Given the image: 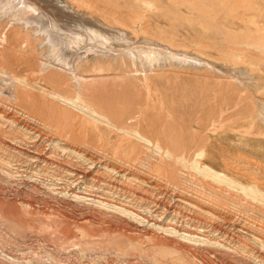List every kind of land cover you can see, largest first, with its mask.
I'll list each match as a JSON object with an SVG mask.
<instances>
[{"label":"rangeland","instance_id":"1","mask_svg":"<svg viewBox=\"0 0 264 264\" xmlns=\"http://www.w3.org/2000/svg\"><path fill=\"white\" fill-rule=\"evenodd\" d=\"M82 2L85 6L76 0H0V68L34 81L39 64L32 50H47L35 26L43 12L49 20L59 19L63 33L80 34L82 52L102 45L106 53L108 45L109 56L93 55L81 70L83 75L99 66L85 91L73 67L64 68L53 57L51 71L60 84L74 83L76 95L82 91L90 105L107 110L115 122L134 118V128L170 151L173 160L153 167L161 170L164 184L156 172L138 178L147 170L146 157L156 155L151 144L123 138L109 127L103 132L82 115L71 127H40L19 119L10 107L33 109L7 103L18 99L9 84L0 82V251L35 264H264V203L232 192L222 178L206 181L183 163L196 161L264 194V0ZM9 20L15 21L11 29ZM43 178L59 187L89 186L105 202L136 210L143 205L180 228L199 227L216 241L204 246L177 235H147L122 215L55 195L41 185ZM28 224L34 226L28 229ZM217 241L222 243L215 247Z\"/></svg>","mask_w":264,"mask_h":264},{"label":"bare ground","instance_id":"2","mask_svg":"<svg viewBox=\"0 0 264 264\" xmlns=\"http://www.w3.org/2000/svg\"><path fill=\"white\" fill-rule=\"evenodd\" d=\"M26 1V0H25ZM57 1V0H56ZM86 1V0H84ZM10 2V1H9ZM31 2V1H29ZM50 2V1H49ZM55 2V1H54ZM59 2V1H58ZM77 2V6H81L84 4V2H82V0H76ZM147 2V1H145ZM144 2V3H145ZM45 3V2H44ZM61 3L64 4V2L61 1ZM83 3V4H82ZM19 4V3H18ZM26 4V3H25ZM88 4V3H87ZM86 4V5H87ZM148 4V3H147ZM4 5V3H3ZM9 5V3L6 1L5 2V6L7 7ZM31 5L33 6L32 2ZM37 5V4H36ZM53 5V3H52ZM91 5V4H89ZM146 5V4H145ZM152 5V4H151ZM20 6V5H19ZM17 6V7H19ZM30 6V3L29 5ZM85 6V5H83ZM148 6H150V3L148 4ZM35 7V6H34ZM144 7V6H143ZM153 7V6H152ZM8 8V7H7ZM11 8V7H10ZM21 8V7H20ZM75 8V7H74ZM19 10V9H18ZM21 10V9H20ZM27 10V9H26ZM32 10V9H31ZM9 11H14V10H9ZM7 11V14L8 12ZM44 11V10H43ZM41 11V12H43ZM77 11V10H76ZM3 12V11H2ZM5 12V11H4ZM16 12V11H15ZM19 12V11H18ZM32 12V11H31ZM1 13V12H0ZM10 13V12H9ZM14 13V12H13ZM22 13V12H21ZM20 13V15H21ZM38 13V12H37ZM36 13V14H37ZM40 13V12H39ZM105 13V12H104ZM30 14V13H29ZM112 14V13H111ZM5 15V14H4ZM1 14V16H4ZM12 15V14H11ZM16 15V14H15ZM18 15V14H17ZM19 15V16H20ZM25 15V14H24ZM75 16H80L81 12L74 13ZM55 16V15H54ZM8 17V15H7ZM90 17V16H89ZM132 17V16H131ZM4 18V17H3ZM9 18V17H8ZM14 18V17H13ZM24 18V17H23ZM50 18V17H49ZM47 17V15L43 12V15H41L38 19L35 26H37V24H39L38 31L36 33H38L39 35L42 34L45 36V47L47 48V50L43 49L42 50H38L37 48H35V50H32L33 53H35L36 56V61H37V74L35 76V79H33L34 81L29 80L28 78H21L18 77L17 73H14L16 71H11V70H7L6 68H0V82H5V86L6 84H9V86L13 89L14 92L11 93V96L18 99V101H13L12 99H9V102L7 103H14L16 102L19 107H22L26 104V106L28 105V107H30L31 110L30 112L22 110L21 108L19 109L18 107H10L9 108V112H11L14 116H18L19 119L20 117L23 118H27L31 123H34L35 125H39L41 126H47V127H54L52 124H62L63 127L64 126H74L75 124H77V118L78 116L82 115L83 117H87L88 119L94 121L95 126H97L99 129H101L102 131L106 128L104 127H109L112 131V133H117L119 136L121 137H135L136 139H138L139 141H142L144 143H146V145L151 144L152 146L151 149L152 151H154V153L156 155H149L146 157V161L144 162V164L147 166V170H141V177L135 173H133V175H137L138 178H145V176H153L156 175L154 174V172L157 173V179L160 182H163V178L162 176H164L163 174H161V170L157 171L156 169H154L153 167L157 164L162 165V163H166L167 160L172 159V154L170 151L165 150L162 146H160L157 143H154L152 140L148 139L147 137H144V135H141L135 128L134 125L132 123V118H127L128 120H126L125 122H115L116 120L112 117V115L109 112L106 111H99L98 109L94 108L95 106L90 105L89 103L90 98H87L84 94L82 93V91L84 90V88H90L91 85V79L93 80V78L95 79L96 77V70L99 66L95 65L92 69L88 70V72L86 71L85 74L82 75L81 70L85 67V65L88 63V59L90 57L95 55L94 57H98L97 59H99V56H102V59H105L106 57L104 56V54H106V56H109L108 54L112 53L110 51V47L107 45V48L109 49V51H107L106 49V53L105 51H103V47L102 45H99V49H95L92 50L93 53H89L88 51L86 52H82L80 46V42H81V37L80 34L77 32H72L69 33V35H72V41L70 40L69 35H67L66 33H63L64 30L60 29L59 27H61V19H60V25H58L57 27V19H50ZM56 18V17H55ZM60 18V17H59ZM63 18V17H62ZM112 18V17H111ZM1 19V18H0ZM12 19V18H11ZM15 19V18H14ZM17 20V19H15ZM21 20V19H20ZM52 20V21H51ZM57 20V21H56ZM25 21V20H23ZM28 21V20H27ZM25 21V22H27ZM117 21V20H116ZM10 25H8L9 27L12 24H15V21H11L9 20ZM8 22V23H9ZM19 22V21H18ZM22 22V21H21ZM20 22V23H21ZM92 22V21H91ZM125 22V21H124ZM29 23V22H27ZM19 24V23H18ZM22 24V23H21ZM25 24V23H24ZM35 24V23H34ZM77 24V23H76ZM91 24V23H90ZM30 25V24H29ZM33 25V24H31ZM75 25V24H74ZM34 26V25H33ZM14 27V26H12ZM29 27V26H28ZM63 27V26H62ZM19 28V27H18ZM17 28V29H18ZM32 28V27H31ZM36 28V29H37ZM11 29V27L9 28ZM13 29V28H12ZM32 29H35L34 27ZM7 30V29H6ZM28 30V29H27ZM29 31V30H28ZM27 31V32H28ZM22 32V31H21ZM17 33V32H16ZM19 33V32H18ZM24 35L25 33L22 32ZM28 34V33H27ZM30 34V33H29ZM34 34V33H33ZM32 34V35H33ZM38 34H35V39L36 36H38ZM66 34V35H65ZM22 35V34H21ZM31 35V36H32ZM65 38L66 36L67 39H69L71 42H66L67 39ZM1 36V35H0ZM30 36V37H31ZM34 38V37H33ZM32 38V39H33ZM40 38H44V37H40ZM39 39V38H38ZM37 39V40H38ZM44 39V40H45ZM40 40V39H39ZM30 41V40H29ZM33 41V40H32ZM31 42V41H30ZM33 43V42H32ZM39 43V42H38ZM43 43V42H42ZM70 43L72 44V46L70 45ZM40 45V44H39ZM42 45V44H41ZM80 45V46H79ZM106 46V44H104ZM43 46V45H42ZM84 46V45H83ZM27 47V46H26ZM37 47V46H36ZM41 47V46H40ZM85 47V46H84ZM98 47V46H96ZM114 47V46H113ZM106 48V47H105ZM115 48V47H114ZM31 49H32V44H31ZM86 49V48H85ZM89 50V49H88ZM117 50V49H116ZM160 50V49H157ZM115 51V49H114ZM131 51V50H130ZM133 51V50H132ZM30 52V51H29ZM116 52V51H115ZM161 52V51H159ZM166 52V51H165ZM32 53V54H33ZM89 53V54H88ZM125 54V52H123ZM122 53V54H123ZM134 53V52H133ZM167 53V52H166ZM24 54V51H23ZM129 54V52H128ZM156 54V53H155ZM164 54V53H163ZM154 55V54H153ZM157 55V54H156ZM168 55V54H166ZM165 55V56H166ZM172 55V54H171ZM115 56V55H114ZM124 56V55H123ZM160 56V55H159ZM164 56V55H163ZM56 58V62L59 65H61L64 68H70L73 67L72 69V73H74L75 75H80L79 77L81 78H77L78 79V85H79V89L82 90L81 93L78 92L79 94L76 95L75 89H74V83H72L71 81H65L63 84H60L57 76L51 71V64L49 63L50 58ZM116 57V56H115ZM158 57V55H157ZM109 58V57H107ZM121 58V57H120ZM128 58V56H127ZM154 58V56H153ZM101 59V58H100ZM112 59V58H111ZM119 59V58H118ZM159 59V58H158ZM164 59V58H163ZM167 59V58H166ZM54 60V61H55ZM115 60V59H114ZM155 60V59H154ZM117 61V59L115 60ZM113 61V62H115ZM158 61V60H156ZM161 61V60H160ZM165 61V60H164ZM52 62V61H51ZM92 62V61H91ZM90 62V64H91ZM105 61L103 60V63ZM123 62V61H122ZM170 62V61H169ZM54 63V64H55ZM100 63V62H99ZM98 63V64H99ZM102 63V62H101ZM100 63V64H101ZM102 63V64H103ZM155 63V62H154ZM161 63V62H160ZM53 64V65H54ZM93 64V63H92ZM97 64V63H96ZM159 63H156V67ZM152 65V64H151ZM155 65V64H154ZM101 67V66H100ZM109 67V66H108ZM111 67V66H110ZM107 68V67H106ZM54 69V68H53ZM74 71V72H73ZM71 72V71H70ZM99 71H97L98 73ZM69 74V73H68ZM67 75V74H65ZM82 75V76H81ZM118 75V74H117ZM120 75V74H119ZM118 75V76H119ZM73 75H71L72 78ZM98 76V75H97ZM107 76V75H106ZM70 77V76H68ZM99 77V76H98ZM117 77V76H115ZM114 77V78H115ZM37 78H40L43 80V83L41 81H38ZM74 78V77H73ZM76 78V77H75ZM104 78V76H103ZM109 78V77H108ZM108 78L106 77V79L108 80ZM120 78V77H117ZM67 79V78H66ZM75 79V80H77ZM100 78H97V80ZM102 79V78H101ZM105 79V78H104ZM71 80V79H70ZM85 80V81H84ZM74 81V80H73ZM95 81V80H94ZM103 81V80H102ZM101 81V82H102ZM3 82V83H4ZM1 83V84H3ZM100 83V82H99ZM103 84L106 82H102ZM0 84V93L3 92L2 86ZM87 84V85H86ZM101 84V83H100ZM36 85H39V89L37 88ZM77 85V86H78ZM9 88V87H8ZM96 88V87H95ZM5 89V88H4ZM38 89V93L34 92V90ZM68 89V91H67ZM105 89V88H104ZM10 90V88H9ZM85 91V90H84ZM91 91V90H89ZM11 92V91H10ZM76 96H75V95ZM10 95V94H9ZM1 96V95H0ZM9 96V97H11ZM85 96V97H83ZM88 96V95H87ZM91 96V95H90ZM12 97V98H13ZM95 97V96H93ZM97 99V98H96ZM95 99V100H96ZM101 100V99H100ZM1 104H3L1 102ZM7 106V105H6ZM16 106V105H15ZM2 107V106H1ZM8 107V106H7ZM25 107V106H24ZM23 107V109H24ZM5 110V109H4ZM29 110V109H28ZM40 110L43 112V115H41L40 113H38L37 111L40 112ZM8 115V113H6ZM9 116V115H8ZM124 116V115H123ZM132 117V116H131ZM132 119V120H131ZM136 119V118H135ZM27 122V121H26ZM99 123V124H97ZM135 123V122H134ZM102 124V126H100ZM136 124V123H135ZM138 124V123H137ZM61 125V126H62ZM39 126H35L38 130H39ZM59 126V125H58ZM60 126V127H61ZM137 126V125H136ZM31 127V126H30ZM34 127V126H33ZM39 127V128H38ZM138 127V126H137ZM32 128V127H31ZM138 129V128H137ZM140 130V129H139ZM37 131V130H36ZM34 132V131H33ZM40 132V131H39ZM73 132V131H72ZM104 132V131H103ZM35 133V132H34ZM116 142V141H115ZM133 145V144H132ZM128 149V148H127ZM67 150V149H66ZM33 157V156H32ZM35 157V156H34ZM179 158V157H178ZM185 158V157H184ZM183 158V159H184ZM183 159L179 160L178 159V163H182ZM33 160V159H32ZM36 160V159H35ZM34 160V161H35ZM173 160V159H172ZM171 161V160H170ZM2 162H5L7 164V162L5 160H3ZM169 162V161H168ZM9 163V162H8ZM172 163V162H170ZM169 163V164H170ZM183 163L187 164L188 168L190 167L191 170L196 171L198 174L202 175L203 177H205L206 181H217L219 180L218 178H222L223 180L226 181V184H222L225 187L228 186L229 188H232V192L233 189L236 190L237 194L239 196L242 195L243 196H247L250 197L252 199H254L256 202L258 203H264V194L257 189L255 186H245L243 184L237 183L236 180L234 181L233 178L231 179H227L226 177H220L215 171L204 167L203 165L199 164L196 161H191L189 159H184ZM227 163V161H226ZM238 162H236L237 164ZM3 164V163H2ZM143 164V163H142ZM235 164V163H234ZM166 165V164H165ZM171 165V164H170ZM184 165V164H183ZM93 166V165H92ZM229 166V165H228ZM185 167V166H184ZM164 168V167H163ZM180 169V168H179ZM138 170V169H137ZM167 170V169H166ZM27 171V170H26ZM85 171V170H84ZM168 171V170H167ZM86 172V171H85ZM88 172V171H87ZM86 172V173H87ZM167 173V172H166ZM13 174V173H12ZM37 174V173H36ZM14 175V174H13ZM82 175V174H81ZM192 175V174H191ZM194 175V174H193ZM84 177H87V174H83ZM170 176V175H169ZM79 177V176H78ZM188 177V176H187ZM32 178V177H31ZM83 178V177H81ZM47 179V178H46ZM45 178L39 180V182L41 183V185H43L44 187H46V189H48L50 192L54 193L55 195H58L62 198H68L69 200L76 202L78 204H83L86 206H92V207H96L99 209H106L107 211L111 212L112 214H118V215H122L130 220L135 221L137 224H139V226L143 227L144 233L149 235L150 233H154L158 234V233H166L169 235H177V236H181V238H183L186 241H189L191 243H193L194 245H212L214 246L212 243L216 240L205 236L204 234L199 233L200 231L202 233H204V230H199V227L196 228H189V227H183L180 228V226L171 223V221H166L165 218L162 216V214H157L155 213V211L152 210H147V207L141 205L139 206V210L133 209L128 207L127 205L124 206L122 204H116V203H112V202H105L104 198L103 200H99L96 196L95 191H92L89 186H84L83 188L80 187H76V186H68V187H59L57 186L58 184L55 183L54 181H48ZM95 179V178H93ZM92 179V180H93ZM79 180V179H78ZM189 180V179H188ZM187 179H184V181H182V183H186L188 182ZM33 181V180H32ZM37 181V180H36ZM81 181V180H80ZM221 181V180H220ZM238 181V180H237ZM28 182V181H27ZM58 182V181H57ZM251 182V181H250ZM62 183V182H61ZM131 183V182H130ZM199 183V182H198ZM224 183V182H222ZM253 183V182H252ZM67 184V183H66ZM161 184V183H159ZM164 184V182H163ZM162 185V184H161ZM217 185V184H216ZM247 185V184H246ZM253 185V184H252ZM256 185V184H254ZM219 186V184L217 185ZM224 186H222L224 188ZM165 187V186H164ZM99 188V187H98ZM220 188V187H219ZM227 188V187H226ZM225 188V189H226ZM228 188V189H229ZM165 189V188H164ZM215 189V188H214ZM97 190V189H96ZM160 190V189H159ZM262 190V189H261ZM87 192V193H86ZM88 193H94L93 195H91L90 197L87 196L89 195ZM216 193L217 190H216ZM53 194V195H54ZM215 194V193H214ZM224 194V192H223ZM229 194V193H228ZM227 194V195H228ZM219 195V194H218ZM233 195V194H232ZM213 196V195H212ZM225 196V195H224ZM198 197V196H197ZM214 197V196H213ZM220 197V196H217ZM227 197V196H226ZM237 197V196H236ZM101 198V197H100ZM212 198V197H211ZM216 198V197H215ZM214 198V199H215ZM107 199V198H106ZM201 199V198H200ZM205 199V198H204ZM219 200V198H217ZM221 199V198H220ZM225 199V198H224ZM240 199V198H238ZM242 199V198H241ZM207 200V199H206ZM205 200V201H206ZM235 200V199H234ZM237 200V198H236ZM241 201V200H240ZM219 202V201H218ZM222 202V201H221ZM234 202V201H233ZM203 203V202H202ZM207 203V202H206ZM242 203V202H241ZM217 204V203H216ZM215 204V205H216ZM221 204V203H220ZM245 204V203H244ZM251 204V203H250ZM199 205V204H198ZM214 205V204H213ZM240 205V204H239ZM263 205V204H262ZM164 206V205H163ZM166 206V205H165ZM226 206V205H225ZM253 206V205H252ZM259 206V205H258ZM212 207V206H211ZM219 207V206H218ZM242 207V206H241ZM244 208V207H243ZM262 208V207H261ZM201 209V208H200ZM214 209V208H212ZM220 209V208H218ZM222 209V208H221ZM220 209V210H221ZM239 209V208H238ZM263 209V208H262ZM205 210V209H204ZM209 210V209H207ZM235 211V210H234ZM248 211V210H247ZM255 211V210H252ZM210 212V211H209ZM231 212V211H230ZM221 213V212H220ZM227 212H225L226 214ZM212 214V213H211ZM235 214V213H234ZM233 214V215H234ZM103 215V214H102ZM98 216V215H97ZM227 216V215H226ZM230 217V216H229ZM233 217V216H232ZM227 218V217H226ZM236 218V217H235ZM246 219V218H245ZM249 219V218H248ZM229 221V220H227ZM231 221V220H230ZM241 221V220H240ZM250 221V220H249ZM34 222V221H33ZM39 222V221H38ZM134 222V223H135ZM179 222V221H178ZM231 223V222H230ZM245 224V223H244ZM247 224V223H246ZM54 225V224H53ZM251 225V224H250ZM33 227L34 225H30L28 224V229H30V227ZM36 226V225H35ZM117 226V225H116ZM216 226V225H215ZM249 226V225H248ZM242 228V227H241ZM253 228V227H252ZM36 229V228H35ZM39 229V228H38ZM50 229V228H49ZM59 229V228H58ZM205 229V228H204ZM208 229V228H207ZM254 229V228H253ZM264 229V228H263ZM27 230V229H26ZM32 230V229H31ZM194 230V231H193ZM33 231V230H32ZM263 231V230H262ZM1 232V231H0ZM209 232V231H207ZM205 231V233H207ZM56 233V232H55ZM211 233V232H210ZM57 234V233H56ZM46 235V234H44ZM48 237L51 235H47ZM175 237V236H174ZM51 238V237H50ZM163 238V237H162ZM53 239V237L51 238ZM50 239V240H51ZM54 241V240H52ZM180 243V242H179ZM221 244L222 242L217 241L215 247L218 246V244ZM181 244V243H180ZM79 247V245H78ZM184 247H188V246H184ZM202 247V246H201ZM191 248V247H190ZM193 248V247H192ZM191 248V249H192ZM203 248V247H202ZM186 249V248H185ZM188 249H186L187 251ZM194 250V249H192ZM202 250V249H201ZM195 251V250H194ZM203 251V250H202ZM199 254V252H198ZM11 256V255H10ZM23 256V255H22ZM19 256L17 253L12 254V258L8 257V254H6L4 251H0V264H35L33 261L31 260H25V261H20L19 260ZM152 259V258H151ZM43 260V259H42ZM156 258H153L151 260V262L156 261ZM73 261V260H71ZM75 262H77V259H74ZM70 262V261H69ZM74 262V263H75ZM102 263V262H101ZM165 263V262H164ZM40 264V262H39Z\"/></svg>","mask_w":264,"mask_h":264}]
</instances>
